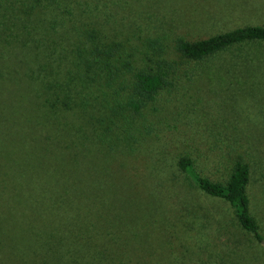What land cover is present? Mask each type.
Instances as JSON below:
<instances>
[{
    "label": "rangeland",
    "instance_id": "obj_1",
    "mask_svg": "<svg viewBox=\"0 0 264 264\" xmlns=\"http://www.w3.org/2000/svg\"><path fill=\"white\" fill-rule=\"evenodd\" d=\"M93 19L119 60L138 69L159 53L173 66L172 84L113 133L99 121L98 81L73 80L68 107L45 106L52 76L66 91ZM255 24L264 25V0H60L26 11L0 0V264H264V246L231 207L176 165L188 154L201 175L223 181L235 160L247 163L264 233V43L200 61L173 46ZM146 35L165 52H150ZM119 81L107 87L118 99Z\"/></svg>",
    "mask_w": 264,
    "mask_h": 264
},
{
    "label": "trees",
    "instance_id": "obj_2",
    "mask_svg": "<svg viewBox=\"0 0 264 264\" xmlns=\"http://www.w3.org/2000/svg\"><path fill=\"white\" fill-rule=\"evenodd\" d=\"M8 1H17L19 9L24 11L33 10L40 4L52 5L60 2V0ZM97 26H100V23L93 19L84 26L86 29L83 31L81 29L80 43L76 46L74 54L76 61L73 62L76 70L74 75L69 77V81L65 83L66 91H64L63 83L56 80L57 76H52L47 81V87L51 90L54 103H48L46 98L47 104L45 106L60 104L63 107H68L72 97H75V94L77 97L79 95L78 91L73 94L76 88L73 80H77L81 86L84 83L98 81L105 89L104 100L106 101L105 106L107 109L104 112L100 111L102 115H100L99 121L101 120V122L105 123L107 130L113 133L114 127L120 122L131 126V122L142 114L143 109L149 103L156 101L159 92L172 84L171 72L173 71V66L165 56L155 53L156 57L153 55V57H147L149 63L145 67L135 69L130 61L119 60L115 56V49L112 45L104 44L101 41L102 39L97 34ZM76 29L77 27H75ZM134 33L136 32L134 31ZM13 38L17 39V34H13ZM29 38L30 33L26 31L24 39L28 40ZM144 38V43L147 44L146 48L150 52L157 49L162 53L165 52L161 38L150 35H146ZM251 42L264 43V25L239 26L193 40L178 38L173 46L174 53H178L182 58L200 61L232 46ZM118 80L120 81L117 84H122L119 89L126 93L119 99L112 97L107 89V87L112 86ZM125 137L127 136L124 135ZM136 140L139 143L137 138H135L134 143ZM129 149V152L133 151L134 144ZM40 165H44V163L43 160L40 161L39 159ZM176 165L208 199H216L227 203L233 210L239 227L264 246L263 230L250 208V198L247 192L250 181V169L247 163L240 159L235 160L228 177L223 181L212 180L201 175L196 170L193 159L188 154H181L176 161Z\"/></svg>",
    "mask_w": 264,
    "mask_h": 264
}]
</instances>
